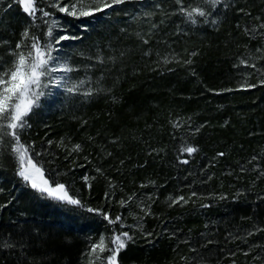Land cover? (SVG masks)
<instances>
[{
	"label": "trees",
	"instance_id": "obj_1",
	"mask_svg": "<svg viewBox=\"0 0 264 264\" xmlns=\"http://www.w3.org/2000/svg\"><path fill=\"white\" fill-rule=\"evenodd\" d=\"M239 6L216 29L175 40L177 64L128 53L106 74L105 91L74 115H52L46 125L26 117L21 142L80 204L22 184L15 158L4 154L0 264H86L91 238L103 232L110 244L124 231L132 239L117 264H264V0ZM7 13L16 28L28 17L16 1ZM244 50L255 87L233 84ZM175 188L181 206L164 201ZM139 205L149 241L121 227ZM104 214L122 220L110 224ZM165 225L169 238L159 232Z\"/></svg>",
	"mask_w": 264,
	"mask_h": 264
},
{
	"label": "rangeland",
	"instance_id": "obj_2",
	"mask_svg": "<svg viewBox=\"0 0 264 264\" xmlns=\"http://www.w3.org/2000/svg\"><path fill=\"white\" fill-rule=\"evenodd\" d=\"M0 1H3V5L0 7V64H3L5 68H10L13 60L10 53L15 50L16 44L23 40L24 46L17 51H23L27 54L32 38L37 37L42 47L50 43L53 45L52 55L58 57L60 63L66 61L69 66L75 69L67 74L55 73L56 76H65L61 82L62 86L58 87L53 84L43 89L46 94L40 97L39 106L34 107L29 113L28 116L38 120L40 124L46 125L47 118L50 116L74 115L88 101L104 92L105 85L103 84L106 74L116 65L118 67L119 58L128 53H136L141 58L152 55V57L157 58V62L163 65L177 64L180 52L174 47V41H186L185 39L190 36H201L205 32L204 30L216 29L230 11L240 12L239 3L241 0H222L215 9L211 5L203 3V0H183L184 7L199 5L211 12V15L207 17H196L197 22L195 24L179 12L181 5L176 4L175 0H123L122 3L118 4H113V0H98V3L92 4V9L101 7L102 11H94L91 16H71L59 12L57 8L53 7L55 0H37L35 6L38 10L36 14L34 16L28 15L26 21L17 28L9 22L12 19L9 17L10 13H7L16 0ZM75 2L76 0H61V6L63 3L71 5ZM104 3L112 6L103 8ZM225 5L227 6L225 7ZM39 9L49 12L51 15L43 16ZM53 20L57 23L53 27V36L49 37L47 32ZM25 30L29 33L27 38L21 35ZM62 35L69 38L56 45L55 38ZM155 44H158V49L153 47ZM252 59L249 50L242 51L239 57H236V64L239 65L240 69L236 70L233 84L238 88H247L253 84L249 70ZM242 60L247 63L242 64ZM81 80H84L85 84L79 86L77 91L72 93L67 91V88L79 85ZM257 80L264 81V77L261 75ZM43 81L47 83L48 78H43ZM89 88L97 89V91H94L91 96H85L83 93ZM13 143L14 141L10 137H4L3 141L0 142V158L4 154L9 156L8 153L14 157L11 150ZM12 168L15 171L18 170L16 160L13 162ZM21 183L25 182L22 181ZM179 197L184 199L178 203H172ZM185 200V195L179 188L167 192L164 196L167 205L179 204L178 206H181ZM146 209V206L139 205L134 213L132 211L133 214L128 219L129 225L124 223L122 225L130 227L135 230V235L138 233L140 238L149 241L151 238L149 232H145L142 225L143 216L148 214ZM159 232L169 238L172 230L165 225ZM101 236L105 238L106 248L110 247L103 232L91 238L87 242L85 250L86 264H92L93 261L106 264V257L109 255L107 250L103 253L97 251L96 254H91V245L98 243Z\"/></svg>",
	"mask_w": 264,
	"mask_h": 264
},
{
	"label": "snow or ice",
	"instance_id": "obj_3",
	"mask_svg": "<svg viewBox=\"0 0 264 264\" xmlns=\"http://www.w3.org/2000/svg\"><path fill=\"white\" fill-rule=\"evenodd\" d=\"M18 4L23 5V11L30 16H34L37 12L36 3L37 0H16ZM123 0H113V4L122 3ZM222 0H203V3L211 5L213 9L219 5ZM98 3V0H76L75 3L69 5L68 3H63L61 6V0H55L52 5L57 8L59 12L66 13L71 16H91L94 11H102L101 7H96L92 9V4ZM175 3L181 5L179 12L184 15L191 23L195 24L197 22L196 17H207L211 15V12L205 10V8L199 5L192 7H184L183 0H175ZM112 5L108 3L103 4V8H110ZM227 5H225L226 7ZM87 9V10H86ZM43 16H49L51 13L45 12L39 9ZM243 11V10H241ZM56 21L53 20L52 25L49 26L47 35L49 37L53 36V27L56 25ZM215 23V20H213ZM264 28V24L260 25ZM246 34L254 33L255 28L245 29ZM22 37L27 38L29 33L25 30ZM264 37V33H261ZM67 36H59L55 38V44L58 45L61 41L68 39ZM147 43V41H145ZM24 46V41L21 40L15 46L10 54L13 56L10 68H5L3 64H0V142L3 141L4 137H10L14 143L12 144L11 150L14 155L15 160L18 164L17 174L23 179V181L30 185L31 188L35 189L42 196L47 198H52L56 201L66 202L71 205H79L80 201L71 195H69L66 186L59 183L56 180L50 181L45 176V171L43 167L38 166L37 162L33 159V150L31 146H26L21 142L19 132L25 127H29L27 124L26 117L32 112L34 107L39 106L40 97L44 96L46 93L43 89L48 88L49 85H56L58 87L62 86L61 82L65 79V76H56L55 73H70L75 69L67 64L59 62L58 57L52 55L53 45L47 44L41 46L39 39L37 37L32 38V43L29 46L27 54L23 51H17ZM259 51V49H257ZM98 59H100L98 57ZM101 62L102 59H101ZM190 62V61H189ZM242 64L247 63L246 61H241ZM55 64L56 66H51ZM255 67V65H253ZM43 78H48V82L44 83ZM264 83V81H261ZM85 84L84 80L79 82V85H73L67 88L69 93L78 90L79 86ZM251 87H255L252 85ZM97 89L89 88L83 94L85 96H91ZM199 131V129H197ZM51 143V141H49ZM80 145H74L73 151H79ZM197 149L192 146H181V153H188L191 155ZM36 156L39 153H35ZM219 155H223L220 153ZM183 163H188L184 160ZM100 172V169H97ZM264 175V173H262ZM85 181L88 177H83ZM90 186V185H89ZM131 199V197L129 198ZM184 198L179 197L173 200L172 203H178ZM123 206L126 202L121 201ZM93 211V209H89ZM104 219L108 220L110 224H117L122 220L121 216H117L114 220L110 219L107 214H104ZM123 227V225H121ZM150 235V234H149ZM111 246L106 248L105 238L100 237L98 243L91 245V254H96L97 251L100 253L108 251L109 255L106 257V264H117V257L121 250L126 248L127 243L132 239L128 232H120L119 234H114L108 238ZM99 258V257H97Z\"/></svg>",
	"mask_w": 264,
	"mask_h": 264
}]
</instances>
